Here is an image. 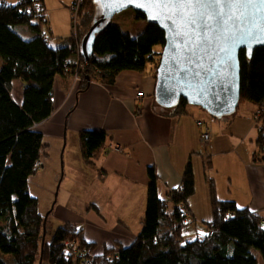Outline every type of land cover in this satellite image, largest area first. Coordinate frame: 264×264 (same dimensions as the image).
<instances>
[{"label": "trees", "instance_id": "obj_1", "mask_svg": "<svg viewBox=\"0 0 264 264\" xmlns=\"http://www.w3.org/2000/svg\"><path fill=\"white\" fill-rule=\"evenodd\" d=\"M72 15V41L55 47L49 43L45 0L0 1V264H40L42 248L43 263L49 264H260L259 255L264 262V217L235 201L218 199L214 180H210L211 220L201 223L203 233L184 234L193 224L188 209L196 191L191 162L181 188L165 198L159 195L155 169L148 168L146 215L141 232L129 246L107 248L97 255V244L70 223L58 227L48 239L51 213H40L30 180L48 155L44 134L36 125L54 113L56 78L77 73L82 88L91 81L111 86L124 71L144 73L151 68L156 80L166 44L165 33L157 25L146 24L133 37L129 29L110 21L100 29L94 53L85 61L80 45L99 15V7L94 0H75ZM131 18L130 24L146 22L139 12ZM77 54L79 61L73 63ZM240 63V104L248 102L256 108L258 133L252 160L264 164V113L258 116L264 112V47L257 48L251 59L242 50ZM15 81L23 84L21 104L12 94ZM240 104L234 115L223 120L237 117ZM189 106L182 99L171 112L187 115ZM107 137L100 129L81 133V154L87 166L96 165Z\"/></svg>", "mask_w": 264, "mask_h": 264}, {"label": "crops", "instance_id": "obj_2", "mask_svg": "<svg viewBox=\"0 0 264 264\" xmlns=\"http://www.w3.org/2000/svg\"><path fill=\"white\" fill-rule=\"evenodd\" d=\"M74 1L45 0L52 46H67L72 41ZM146 24L132 22L129 32L132 35V29L137 28L136 34H141ZM79 58L77 54L71 60L77 63ZM155 87L151 68L144 73L124 71L111 86L91 81L82 88L75 75L58 76L54 113L37 124L45 143L51 146L48 167L53 164L56 169L52 182L59 179L62 154L64 167L80 178L90 194L91 206L99 209H94L95 214L87 223L89 229L83 228L86 239L97 244V255L104 254L107 248L129 246L141 232L143 226L135 228L126 220L135 217L142 222L145 218L149 167L155 169L159 195L165 198L181 186L185 169L192 163L196 191L189 206L197 225L212 218L210 180H214L218 199L232 200L240 207L264 213V164L252 160L257 139L253 121L256 108L250 106L246 114L228 120L214 119L197 108H189L187 115H174L156 103ZM139 92H144V98H138ZM12 94L21 104L20 81L13 83ZM95 129L105 131L108 137L102 155L91 167L82 158L80 135ZM206 131L211 140L204 145L200 137ZM118 147L120 151L116 150ZM110 209L117 220L113 232V224L105 219L106 211L111 214ZM39 210L46 214L40 206ZM92 231L107 235L98 241Z\"/></svg>", "mask_w": 264, "mask_h": 264}, {"label": "water", "instance_id": "obj_3", "mask_svg": "<svg viewBox=\"0 0 264 264\" xmlns=\"http://www.w3.org/2000/svg\"><path fill=\"white\" fill-rule=\"evenodd\" d=\"M99 7V15L87 34L83 37L80 52L85 61L93 55L96 36L107 22L123 11L132 9L145 15L147 24L160 27L165 33L161 62L157 70L155 101L167 110L176 108L182 99L189 105L202 108L215 119L230 117L237 112L241 93L240 52L246 51L252 58L257 48L264 43H252L251 48L240 44L232 49L230 59L222 61L217 49L223 45V29L232 28L234 21L227 22L229 6H224V15L218 14V7L205 2L199 6L185 8L179 6L171 19L165 13L158 18H150L156 13L139 7V0H94ZM245 12L241 25L253 27L264 24V4L256 2L237 6ZM215 17L205 24L207 16ZM195 20V23L192 21ZM47 217V216H46ZM46 238V221L44 239ZM43 263V248L40 264Z\"/></svg>", "mask_w": 264, "mask_h": 264}, {"label": "rangeland", "instance_id": "obj_4", "mask_svg": "<svg viewBox=\"0 0 264 264\" xmlns=\"http://www.w3.org/2000/svg\"><path fill=\"white\" fill-rule=\"evenodd\" d=\"M0 1H9L10 2L13 0H0ZM134 12L135 11L132 9L123 11L122 13L116 15L114 17V19L112 20V22L119 24L124 30L129 29V31H131L130 30V20L132 19L131 16L134 14ZM72 21H73V19H72ZM136 31H138L137 28L132 29V36L133 37H137L138 35H140V33L136 34ZM156 49H160V48L157 47ZM74 75L78 78L77 73H75ZM250 106H253V105H251V103H248V102H242L240 104V109H239L238 113L239 114H242V113L246 114L247 110H248V108H250ZM189 108H191V109L197 108L203 112H206L202 108L196 107V106L190 105ZM263 113H264L263 111L258 112V116L262 115ZM255 116H256V114H255ZM255 116L253 117V121L255 124L256 132L258 133L257 121H256ZM39 127L40 126L36 127V129H38ZM206 132H208V131H206ZM206 132H204V133H206ZM202 135H201L200 139L202 138ZM210 140H211V136H210ZM210 140L208 142H206L204 145H207L210 142ZM46 144L48 145V150H49L48 155L43 157L42 169H40V171L34 177L31 178V180H30V191H31V194L38 199L40 209L43 212H46L45 215L51 213L50 219H49V231H50V233L48 235V239L50 240L52 237L53 231L56 230L61 225H64L67 222H72V223L76 224V226L80 229H83V228L89 229L87 223L90 220V218H92L94 216L95 213H94V209L89 210V207L90 208L93 207V206H91L92 202L90 201V194H87V192L85 191L86 187L82 184V181L80 180V178L77 176H73L74 173L71 175L69 168L64 167V159H63L62 154H60V156H59L60 157V164L59 165L61 168L59 179L55 183L52 182L51 179L54 180V175L56 174V169H54L53 164H51L48 167V163H49V161L51 159V155H52V150H51V146L47 142H46ZM116 150L120 151L121 148L118 147V148H116ZM66 159H67V157H66ZM260 164H262V163H260ZM57 167H58V164H57ZM98 172H99V170H98ZM180 188H181V186L176 188V189H173V190L178 191ZM111 209H110L111 214H109L106 211L105 215L108 218L105 217V219H106V221L109 222L110 225L113 224L112 225V232H113V231H115L114 225L116 224L117 220L115 218V212ZM188 209L190 210L189 204H188ZM172 210H173V206L170 205L169 211L171 212ZM262 216L264 217V213H262ZM134 218L133 219L131 218L132 220L127 219L126 221L130 222L131 225L135 226V228H139L140 226L142 227L143 221L141 222V218H135V219ZM191 222H193V224L191 226L187 227L186 229H184L185 235L194 236V235H197L198 232L203 233L204 224L203 225L202 224L196 225L197 221L195 219H191ZM98 225H99V227L101 226L100 224H98ZM135 228H133V229L135 230ZM92 232H93V234H91V235L94 236L96 239H98V241H100V240L102 241L104 239V236L107 235V233L98 234V232H94V231H92ZM258 260H259L260 264H264L260 255L258 256ZM42 264H49V263L44 262Z\"/></svg>", "mask_w": 264, "mask_h": 264}, {"label": "snow or ice", "instance_id": "obj_5", "mask_svg": "<svg viewBox=\"0 0 264 264\" xmlns=\"http://www.w3.org/2000/svg\"><path fill=\"white\" fill-rule=\"evenodd\" d=\"M127 2L132 3L134 0H127ZM205 2L216 5L219 9L218 14L221 16L224 15V6L228 5L229 13L225 23L235 22L232 28L225 27L223 29L224 43L217 49V55L221 57L222 61L227 62L230 59L232 49L240 44H244L250 49L252 43H264V24L253 27L241 25L240 21L245 17V12L237 7L239 5H250L256 2L264 4V0H139L137 6L154 11L156 15L150 18L155 19L161 15H165V13H170L166 18L171 19L173 15L177 14L179 6L191 8ZM213 19L215 17L209 14L205 20V24H208ZM192 23H195V20Z\"/></svg>", "mask_w": 264, "mask_h": 264}, {"label": "built area", "instance_id": "obj_6", "mask_svg": "<svg viewBox=\"0 0 264 264\" xmlns=\"http://www.w3.org/2000/svg\"><path fill=\"white\" fill-rule=\"evenodd\" d=\"M77 2H80V0H77ZM145 95H144V92H139L138 93V97L139 98H143ZM210 140V134L208 132L204 133L202 135V138H201V142L203 144H205L206 142H208Z\"/></svg>", "mask_w": 264, "mask_h": 264}]
</instances>
